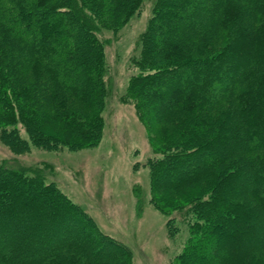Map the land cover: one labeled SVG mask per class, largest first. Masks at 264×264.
<instances>
[{
    "label": "trees",
    "instance_id": "obj_1",
    "mask_svg": "<svg viewBox=\"0 0 264 264\" xmlns=\"http://www.w3.org/2000/svg\"><path fill=\"white\" fill-rule=\"evenodd\" d=\"M153 1L129 94L148 131L167 118L181 126L147 162L151 201L169 217L170 235L176 219L188 228L174 264H264V0ZM142 2L0 0V141L26 152L20 124L42 149L98 145L99 29L120 28ZM160 100L164 109L153 111ZM218 106L222 120L212 121ZM157 190L187 197L168 202ZM0 264H132V251L100 232L42 168L5 162Z\"/></svg>",
    "mask_w": 264,
    "mask_h": 264
},
{
    "label": "rangeland",
    "instance_id": "obj_2",
    "mask_svg": "<svg viewBox=\"0 0 264 264\" xmlns=\"http://www.w3.org/2000/svg\"><path fill=\"white\" fill-rule=\"evenodd\" d=\"M153 5V0H143L139 13L120 28L114 30L103 25L99 29V38L105 42L106 94L98 145L75 151L68 147L42 149L32 144L20 124L17 125L19 135L29 142L26 152L16 154L0 141V164L15 162L42 168L46 181L54 182L71 202L80 206L100 232L130 248L132 264H174L189 237L187 226L179 219L175 221L179 228L177 234L170 235L169 217L151 201V174L147 166L148 160L159 157L152 147L161 148L179 138L175 136L181 128L179 119H163L148 131L129 94L131 78L138 73L134 62L141 53L140 37L148 28ZM223 44L222 41L215 51L222 49ZM31 70L38 73L35 67ZM33 71H28L27 77H32ZM175 93L176 90L169 97L173 98ZM156 104L153 111L164 109L161 100ZM220 106L225 107L224 103ZM220 106L211 113L212 121L222 120ZM80 110L92 116V111ZM71 136L72 133H64L65 139ZM159 191L154 196L162 192L168 202H183L187 197L184 191ZM222 243L228 246L230 240Z\"/></svg>",
    "mask_w": 264,
    "mask_h": 264
}]
</instances>
